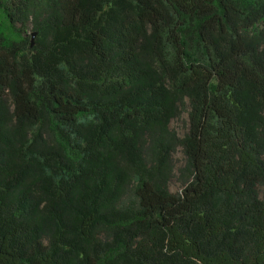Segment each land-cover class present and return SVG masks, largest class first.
Segmentation results:
<instances>
[{"label":"trees","instance_id":"1","mask_svg":"<svg viewBox=\"0 0 264 264\" xmlns=\"http://www.w3.org/2000/svg\"><path fill=\"white\" fill-rule=\"evenodd\" d=\"M0 264H264V0H0Z\"/></svg>","mask_w":264,"mask_h":264},{"label":"rangeland","instance_id":"2","mask_svg":"<svg viewBox=\"0 0 264 264\" xmlns=\"http://www.w3.org/2000/svg\"><path fill=\"white\" fill-rule=\"evenodd\" d=\"M188 112L189 109L187 108V110L183 112L182 116L174 120L172 123V129L175 130L179 135V137L182 139L189 133L190 130ZM173 159L175 163V172H174V177L170 182L169 189L173 194H181L185 186L181 180L180 170L184 168L186 164V157L184 155L182 148L178 149V151L174 154Z\"/></svg>","mask_w":264,"mask_h":264},{"label":"water","instance_id":"3","mask_svg":"<svg viewBox=\"0 0 264 264\" xmlns=\"http://www.w3.org/2000/svg\"><path fill=\"white\" fill-rule=\"evenodd\" d=\"M35 37H36V34L34 33V34L32 35V43H33V44H34Z\"/></svg>","mask_w":264,"mask_h":264}]
</instances>
